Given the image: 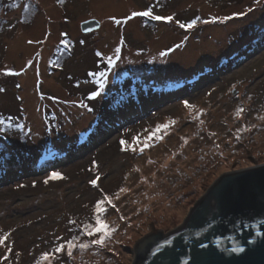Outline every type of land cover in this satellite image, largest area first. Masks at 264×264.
Masks as SVG:
<instances>
[{
  "label": "rangeland",
  "instance_id": "rangeland-1",
  "mask_svg": "<svg viewBox=\"0 0 264 264\" xmlns=\"http://www.w3.org/2000/svg\"><path fill=\"white\" fill-rule=\"evenodd\" d=\"M32 3L39 9L25 15L22 7H14L15 0H0V88L5 90L0 115L25 126L0 135V234L11 231L13 246L8 260L0 246V264H34L56 235H70V219L79 224L94 218L100 192L87 182L94 178L93 160L105 193L115 199L120 188L127 190L116 200L118 211L110 209L105 217L118 228L112 252H77L71 260L65 255L63 264H133L137 242L153 230L181 226L222 175L264 163V0ZM149 5L155 14H173L182 22L195 16L232 19L194 30L150 18L121 25L109 20L123 21ZM249 7L253 11L247 13ZM241 11L247 15H232ZM90 18L98 19L100 28L84 33L80 24ZM62 38L72 41L67 50L59 44ZM29 39L45 42L29 45ZM116 47L122 61L109 73L105 93L86 99L98 88L90 76L101 68L96 53L112 55ZM236 53H241L238 62L220 64ZM57 56L59 65L51 63ZM30 59L34 63L27 68ZM7 68L21 74L8 75ZM152 86L157 92L149 94ZM159 89L165 92L160 95ZM122 93L126 102L112 107ZM81 100L93 110L80 107ZM184 100L204 109L202 124L192 120ZM240 108L244 112L237 116ZM169 120L176 124L151 149L142 154L120 150L122 135L144 137ZM245 125L249 130L237 140V130ZM48 148L61 158L52 168L40 159ZM51 170L68 179L44 185ZM32 180L38 181L35 187Z\"/></svg>",
  "mask_w": 264,
  "mask_h": 264
},
{
  "label": "water",
  "instance_id": "water-1",
  "mask_svg": "<svg viewBox=\"0 0 264 264\" xmlns=\"http://www.w3.org/2000/svg\"><path fill=\"white\" fill-rule=\"evenodd\" d=\"M91 31L97 19L86 20ZM97 21L99 25H97ZM85 31V21L81 23ZM235 225V226H234ZM264 163L222 175L191 209L184 223L151 231L135 248L133 264H159L161 249L171 264H264ZM199 233V235H197ZM241 247L244 252L231 249Z\"/></svg>",
  "mask_w": 264,
  "mask_h": 264
},
{
  "label": "snow or ice",
  "instance_id": "snow-or-ice-1",
  "mask_svg": "<svg viewBox=\"0 0 264 264\" xmlns=\"http://www.w3.org/2000/svg\"><path fill=\"white\" fill-rule=\"evenodd\" d=\"M59 3L63 4L65 0H58ZM257 3H260V0H257ZM14 7L21 8L22 7V13L28 14L31 10L39 9V5H34L32 3V0H15ZM253 11V8L249 7L247 9V13H250ZM246 12H237L233 13L232 15L235 16H245L247 15ZM150 18L152 21H165L168 23H174L177 25L180 29L183 30H194L197 28L198 24H208V23H214L217 19H223V20H230L232 19V16H223V17H216L212 16L211 20L209 19H203L200 16H195L194 18H191L189 21L182 22L179 19H176L173 14L169 15H159L154 13V7L152 5H149L144 10L139 11H131L129 15L125 17V19L122 21L121 19H118L116 17H109V20L112 21L115 25H121L122 23H126L127 21H131L134 18ZM148 21L146 20L145 23ZM97 25H99V22L97 21ZM85 31H91V25L89 22L85 21ZM48 35L50 36L51 33L49 32ZM67 33H63L62 37H67ZM187 39V37H185ZM44 40H32L29 39L27 43L29 45L32 44H42L44 43ZM72 41L67 38H62L59 42L60 45L64 46V49L67 50L69 46L71 45ZM81 44L84 43V41H80ZM182 44H177L176 48L181 47ZM57 51H60L59 46L57 47ZM173 51V49H168V52ZM63 55V53H61ZM96 55L100 58L99 62L101 64V68L98 70H94L90 73V76L94 78L95 84L98 86L97 90L92 91L86 99L88 100H95L98 97H101L103 93H105L106 88L109 84V73L113 72V70L117 67V62L122 61L121 56V48L116 47L113 51L112 55H104L101 52H97ZM166 52H161L160 56H166ZM37 57L42 58V55L40 52L36 53ZM60 56H57L55 60H52L51 63L55 65H59L60 63ZM34 61L28 60L27 61V68H31L33 66ZM21 71H26V69H21ZM5 73L8 75H20V72H14L13 69L7 68L5 69ZM19 87V85H18ZM235 87V86H233ZM5 91L3 88H0V92ZM131 95V93H129ZM210 95V93H209ZM55 99V97H54ZM128 99V96L124 95L123 93L113 102L114 108H118L119 106L123 105L126 100ZM80 107L88 109V111H92L93 109L89 107L88 104L84 103V100H81L79 102ZM183 106L190 110L193 115L191 116L192 120H200V123H203V120L200 119L205 113L204 109H198L197 105L194 103H190L188 100L183 101ZM244 112L243 108H240L237 111V116H240L241 113ZM176 124L175 120H169L167 123L164 124H157L155 126V129L150 132L149 135L141 137L139 135L131 136L130 140L124 138L122 135L118 140L117 144L120 147V150L123 152H132V153H144L146 150L151 149L155 146L157 142H160L164 139V137L168 134V130ZM25 126L21 125L19 123H14L13 118L11 116H2L0 115V135H5L8 133L10 129L16 128V129H23ZM249 129L247 126H243L240 129L237 130L238 135L236 137L237 140L241 138V135L248 131ZM185 143H187V140L185 139ZM218 146V145H217ZM48 155H51L55 157L57 155V152L52 149H47ZM90 172L93 173L94 178L89 179L87 182L88 184L94 188L97 189L100 192V198H98L94 203V218L90 217L87 222L83 223H77L75 220H69V232L70 235L68 237H65L63 235H56L55 239L52 241L51 246L48 250L42 251L38 254V256L34 259V264H63V258L66 255L69 260H71L74 255L79 253H89V252H95L96 255H101L103 252H112V249L110 248V244L113 241L115 233L118 231L117 227H113L106 219L107 213L110 209L117 210V204L116 200H119L120 193H126L125 188H120L119 192L116 194L115 199L113 196L109 195L108 193H105L103 188L100 187L99 181L101 173L99 171V163L95 160L92 161L91 167L89 169ZM68 177L59 170H51L49 174L42 180V183L44 185H48L50 182H60L67 180ZM38 183L37 180H32L31 184L33 187L36 186ZM25 185H17V187H24ZM121 220H126L127 217H124L123 215L120 216ZM235 226V225H234ZM261 236H264V231H261L258 233ZM199 235V233H197ZM11 236V231H4L2 234H0V246H3L6 248V254L4 255L3 259L8 260L10 256L13 254V246L12 243H9ZM14 243V242H13ZM173 243L170 239H165L163 245H157L155 248L154 255L159 256V264H171L170 259L164 255V253L161 251V249L165 246L171 245ZM234 252H244V249L241 247L233 248L231 249ZM83 259V257H82ZM86 264V261H85Z\"/></svg>",
  "mask_w": 264,
  "mask_h": 264
},
{
  "label": "trees",
  "instance_id": "trees-1",
  "mask_svg": "<svg viewBox=\"0 0 264 264\" xmlns=\"http://www.w3.org/2000/svg\"><path fill=\"white\" fill-rule=\"evenodd\" d=\"M247 50H249V48H247ZM241 53H236V55L235 56H233V57H231V58H228V59H226V60H222V61H226V63L225 64H227V63H229V62H233V61H237L238 62V59L239 58H241L239 55H240ZM224 64V65H225ZM223 66V65H222Z\"/></svg>",
  "mask_w": 264,
  "mask_h": 264
},
{
  "label": "bare ground",
  "instance_id": "bare-ground-1",
  "mask_svg": "<svg viewBox=\"0 0 264 264\" xmlns=\"http://www.w3.org/2000/svg\"><path fill=\"white\" fill-rule=\"evenodd\" d=\"M81 26V24H80ZM55 164V162H50L49 164H47L48 166H53Z\"/></svg>",
  "mask_w": 264,
  "mask_h": 264
}]
</instances>
